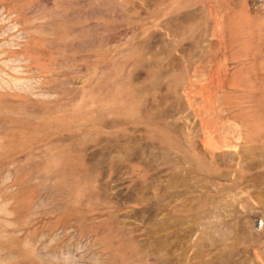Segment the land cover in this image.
I'll use <instances>...</instances> for the list:
<instances>
[{"label":"rangeland","instance_id":"1","mask_svg":"<svg viewBox=\"0 0 264 264\" xmlns=\"http://www.w3.org/2000/svg\"><path fill=\"white\" fill-rule=\"evenodd\" d=\"M0 264H264V0H0Z\"/></svg>","mask_w":264,"mask_h":264}]
</instances>
